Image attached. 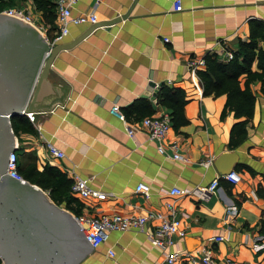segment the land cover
<instances>
[{"label":"crops","instance_id":"1","mask_svg":"<svg viewBox=\"0 0 264 264\" xmlns=\"http://www.w3.org/2000/svg\"><path fill=\"white\" fill-rule=\"evenodd\" d=\"M133 2L77 0L71 10L78 14L94 7L100 22L125 13ZM172 2L137 0L125 18L98 26L71 48L61 49L33 96L34 110L43 111L32 121L25 115L17 118V156L23 161L32 156L38 169L46 163L54 165L71 181L75 174L86 177L92 187L105 192L104 199L79 200L81 210L139 215L151 209L164 215L165 202L173 201L185 230L176 238L179 249L199 250L210 245L223 264H264V237L258 233L264 197L257 192L258 187L264 188V92L260 81L249 82L255 102L246 137L229 148L230 127L242 117L228 112L220 119L225 94H203L195 70L204 65L192 69L188 64L190 58L207 52L227 60L225 49L237 51L240 40H249V20L264 23V0H180V10H174ZM37 14L46 34L49 24L40 11ZM54 26L52 37L57 30L55 19ZM87 27L86 23H70L59 42L77 37ZM257 44L264 47V37L257 38ZM250 69L258 70L254 61ZM245 77V73L240 75L241 84ZM162 82L184 90L188 122L177 129L171 126L161 142L148 138L138 122L139 114L123 121L109 111L112 104L121 110L142 100L151 110L148 115L168 113L155 99ZM49 103L50 108L43 109ZM125 122L131 124L132 136ZM173 140L185 160L174 158L168 148L158 151L160 143ZM48 141L64 156L51 155ZM227 150L236 153L232 168L240 172L241 180L230 183L220 178L215 189L202 190L220 175L214 161ZM203 160L209 163H201ZM236 163L248 165L253 172L234 167ZM139 181L149 185L146 194L135 191ZM171 186L184 192L172 196L161 190ZM158 222L159 218L149 219L144 227L153 230ZM217 235L224 239L212 240ZM164 254L144 232L130 228L110 231L79 264H159ZM177 264L191 263L178 260Z\"/></svg>","mask_w":264,"mask_h":264},{"label":"water","instance_id":"2","mask_svg":"<svg viewBox=\"0 0 264 264\" xmlns=\"http://www.w3.org/2000/svg\"><path fill=\"white\" fill-rule=\"evenodd\" d=\"M131 7L112 19L86 23L88 27L77 37L52 44L35 24L0 11L1 264H79L93 248L69 210L54 203L38 185L7 173L8 155L17 149L11 118L34 110L35 90L61 49L71 48L98 26L125 18ZM34 111L37 118L43 110ZM235 161L236 153L227 150L214 165L222 174Z\"/></svg>","mask_w":264,"mask_h":264},{"label":"built area","instance_id":"3","mask_svg":"<svg viewBox=\"0 0 264 264\" xmlns=\"http://www.w3.org/2000/svg\"><path fill=\"white\" fill-rule=\"evenodd\" d=\"M76 1L77 0H55V20L57 30L55 31L54 36L51 39H48L51 44L60 41L68 33V25L70 23L82 24L97 22V15L94 7L89 11L73 14L71 6ZM172 8L174 10H180V0H173ZM2 11L9 15L21 17L22 19L35 24L34 18L22 8L7 7L2 9ZM37 27L39 28V26ZM39 29L41 30V28ZM167 39V37H164V40ZM224 52L226 59H230L233 55L231 50L225 49ZM188 64L192 69H196L198 66L204 65V58H190L188 60ZM109 111L116 115L119 119L125 121V116L117 104H112ZM24 115L30 121L34 118L33 111H24ZM138 122L146 130L148 138L158 142H161L166 137L171 127L170 116L168 113L146 115L141 117ZM125 127L127 133L132 136L133 130L131 129V124L125 122ZM166 148L171 150L174 158L182 160L186 159L179 153V145L177 141H170L167 145L160 143L157 146L158 151L161 153H163ZM47 150L55 157L64 156V152L50 141L47 142ZM201 163L207 164L209 163V160H203ZM7 173L14 178L20 179L21 181L26 180L17 169L16 150L11 151L8 155ZM220 178H223L230 183H236L241 180V175L238 170L231 168L229 171L214 177L202 190L215 189L219 184ZM89 181L90 180L86 177L76 174L73 175L70 185V194L80 201L87 199H104L106 196L105 192L92 187L89 184ZM149 189V185L143 181H139L135 186V191L139 193L146 194ZM161 190L172 196H178L184 192L183 189H180L177 186H171L167 189L162 188ZM165 207L166 213H164V215L151 209L147 210L144 214L139 215L120 214L114 212L91 213L86 210H81L79 213H72V215L93 248L104 242L110 231L137 228L145 233L146 237L152 244L157 245L162 248V250H165L164 258L159 264H177L178 260H184L191 264H223L216 257L215 251L210 245L204 246L199 250L179 249L176 238L182 237L185 234V230L181 226V217H179L178 210L176 209L173 201H166ZM152 218H159V222L153 230L145 229V222ZM223 239L224 237L222 235H217L212 240L220 241ZM170 247L171 249H169ZM108 253L112 254V251L109 249Z\"/></svg>","mask_w":264,"mask_h":264},{"label":"trees","instance_id":"4","mask_svg":"<svg viewBox=\"0 0 264 264\" xmlns=\"http://www.w3.org/2000/svg\"><path fill=\"white\" fill-rule=\"evenodd\" d=\"M32 2L35 10L40 11L44 21L49 24L46 35L52 37L50 30L55 27V0H32ZM249 28V40H240L238 50L233 51L230 59L220 60L215 52H207L203 56L204 67L195 70L201 82L203 94L215 96L225 94L226 99L220 119H223L228 112H232L236 118L242 117L230 127L229 148H235L246 137V124L253 115L255 95L249 87V82L259 80L261 90L264 92V47L261 48L257 44V38L264 37V23L257 19H250ZM253 61L258 70L250 69ZM242 73L246 74L243 84L240 83L239 78ZM155 99L157 103L169 109L168 114L174 129L188 122L184 114V104L187 99L181 87L170 86L162 82L157 86ZM121 111L128 119L132 117L133 113H137L136 115L139 114L141 117L151 113L150 108H147V104L142 100H135L127 106L121 107ZM19 117L21 116L11 118V125L15 133H17V118L21 119ZM234 167L246 168L249 172H253L248 165L243 163H236ZM17 169L26 180L47 190L48 196L54 203L70 210L71 213L81 212V202L70 194L71 179L59 168L46 163L41 169H38L33 159L23 161V158L17 156ZM257 192L264 197L263 187H258ZM258 233L264 237V212L259 219Z\"/></svg>","mask_w":264,"mask_h":264},{"label":"rangeland","instance_id":"5","mask_svg":"<svg viewBox=\"0 0 264 264\" xmlns=\"http://www.w3.org/2000/svg\"><path fill=\"white\" fill-rule=\"evenodd\" d=\"M7 7H16L24 9V11L29 13L34 18L35 24L39 26V28L43 27L41 19L39 18L37 11L34 8L32 0H0V11ZM41 31L44 32L43 29H41ZM18 151L19 149H17V152ZM30 160H32V156H29V161Z\"/></svg>","mask_w":264,"mask_h":264}]
</instances>
